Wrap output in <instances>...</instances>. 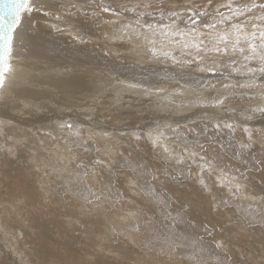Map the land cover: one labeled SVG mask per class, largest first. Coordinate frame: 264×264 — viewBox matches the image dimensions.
Masks as SVG:
<instances>
[{
    "label": "bare ground",
    "instance_id": "bare-ground-1",
    "mask_svg": "<svg viewBox=\"0 0 264 264\" xmlns=\"http://www.w3.org/2000/svg\"><path fill=\"white\" fill-rule=\"evenodd\" d=\"M126 1L33 0L34 11L23 15V24L15 33L11 70L5 74L4 85L0 87V201L4 199L13 204V201L25 200L26 206L43 212L39 209L48 210L47 207L36 204L47 194L54 196L56 207L63 208L66 216L74 218L69 224L62 225L61 219L65 222V218H61L58 210L46 211L56 218L54 227L69 226L68 230L85 234L92 246L95 247L97 241L102 251L108 250L101 256L95 255L98 258V261L93 260L95 264H233L220 253L214 242H220L224 247L246 240L250 241V247L244 253L246 263L242 264H264L257 261L264 258V113L254 121H243L241 117L246 116L247 111L264 109V89L252 90L253 95L244 88L253 85L248 81L251 78L235 80V77L233 81L230 79V85H239L243 90L231 97L227 92L217 90L212 96L207 91L212 83L196 86V70L209 68L205 65L213 63L216 56L207 62L205 51L197 57L195 49L183 47V43L189 42V36L181 39L179 35H173L174 32L192 33L193 28L186 30L181 25L184 18L186 20L194 13L193 6L174 18L159 14L161 17L157 21L151 20V25L143 24L141 20L140 27H133L128 22L135 21L126 18L137 17L127 11L144 13L147 9L140 6L142 4L126 6ZM153 2L159 3L152 0L151 4ZM227 2L231 3V0ZM105 8L109 11H104ZM37 10L39 14L35 13ZM224 15L231 13L228 10ZM261 15H264L263 10H252L251 14L242 17L249 33L253 31L252 23L258 28L264 27L256 19ZM203 16L196 15V20L202 21L206 17ZM176 18L180 21L178 25L172 24ZM186 24L195 27L197 32H206L204 28L199 31L200 26H192L193 23ZM225 24L230 27L227 22ZM149 27L165 33L152 34L150 40L142 44L144 30L141 28H146L145 33H148ZM153 40L160 44L154 45ZM205 44L209 49L212 47L208 41ZM241 45L247 48L245 43ZM149 51L153 53L148 54ZM161 53H166L163 61L152 58H160ZM221 56L227 63L231 60L226 53ZM238 57L240 59V55ZM114 58L140 62L142 67L152 61L155 65L139 69L138 77L129 74L133 67L127 63L119 68L120 74ZM198 61H204L203 66L196 68ZM183 68L192 69L188 75L195 81L171 75H179ZM180 73L185 76L183 71ZM259 80L264 81V78ZM173 82L179 87H172ZM227 85L228 82H224L225 88ZM201 92L204 93L200 97ZM196 93L200 99L195 97ZM202 100H208V104L201 103ZM219 100L224 103L217 104ZM121 101H126L125 106ZM198 104L204 105V111L197 109L184 115ZM117 106L126 111L120 113ZM147 106L155 109L157 113L153 115L167 113L164 117H150L147 126L136 125L143 121L139 119L143 115L141 110ZM222 109H225L223 114ZM110 110H119V117L114 121L129 117L131 120L124 121L126 124L119 128L111 122L108 124L102 113ZM127 113L130 114L125 117ZM217 124L219 128L215 127ZM228 124L232 128L225 127ZM132 139L139 140L145 147L149 144L155 150L148 145L149 152L141 155L146 150L141 151ZM242 144L250 147L242 149ZM120 148L126 153L135 152L126 159L118 156ZM199 151L204 160L198 154L199 161L192 156ZM98 153L115 161L111 168L109 161L104 164L109 170H100L103 164L99 163L102 165H97L99 176L98 173L91 174L92 167L87 172L88 166L92 165L91 161L88 163L90 157H97ZM186 154L191 155L193 161L186 162ZM77 155L85 156L87 162L79 165L75 162ZM206 161L211 162V168L201 167ZM48 166L55 173L48 172L51 176L45 180L42 174ZM116 173L123 174L124 178ZM193 176L197 178L194 180ZM96 181L98 187L94 188ZM237 183L242 189L234 195ZM132 184H135L134 190L122 189L121 185ZM125 190L132 197L136 195L135 198L141 191L146 203L139 202L147 206V211L140 210L141 207H129L127 212L126 207H120L117 211V203L124 205L121 202L126 199ZM30 224L25 227L29 232L33 231ZM0 226L3 225L0 223ZM42 227L45 226L42 224ZM39 229L34 232L35 248L29 253L32 264H63L67 256L53 251L50 242L46 243L51 231ZM67 237L68 232L61 235L64 247L70 244ZM90 244H85L89 245L87 249L91 248ZM69 249L67 246L64 250ZM84 252L78 250L85 256ZM110 254H113L112 258ZM91 255L88 254L89 258ZM235 258L241 259V253ZM81 259L77 263L87 264Z\"/></svg>",
    "mask_w": 264,
    "mask_h": 264
},
{
    "label": "rangeland",
    "instance_id": "rangeland-1",
    "mask_svg": "<svg viewBox=\"0 0 264 264\" xmlns=\"http://www.w3.org/2000/svg\"><path fill=\"white\" fill-rule=\"evenodd\" d=\"M147 1H149V2H147ZM226 1V2H225ZM236 1V2H235ZM238 0H231V5H232V7L233 8H235L236 7V5H237V7L238 6H240V7H242L243 5H249V6H251L253 3H255L256 5H257V7H255V8H252L251 9V11L250 12H244L243 13V15L239 18V20H237V19H233L232 21H231V23H236L237 21L238 22H240V23H244V24H246L247 25V23L246 22H244V19H242V17L244 18L245 17V15L246 14H251V12H252V10H253V12H255L256 10L257 11H262V9L259 7V5H264V0H247V2H246V0H240V2L238 1ZM157 2H159V3H154L153 2V4H151L152 3V0H127L126 2H125V4H126V6L127 5H132V6H137L138 4H142V5H140V6H142V7H145L146 6V9L147 10H145L144 11V13H137L135 10H128L127 12H130V13H133L137 18H131L130 16H128L126 19L128 20V19H133V21H135V22H128V24L130 25V26H133V27H140L139 26V22L141 21V20H143V21H141V23L143 22V24H144V22H145V24L146 25H151L152 24V22L153 21H151V20H155V21H157V19L158 18H160L161 17V15H163V14H165L164 15V17H171V18H174L175 16H176V14H178V13H182V14H185V10H186V8H190V6H193V11H194V13H191V15H189V17H188V19H186L185 20V18L183 19V22H184V24H183V22H182V25H184V26H182L181 25V28H184L185 27V29L187 30L188 28L189 29H191V28H195V27H189L186 23L188 22V23H190V25L192 24L191 23V19L192 20H194V21H196V23L193 25L192 24V26H195V25H197V26H200V28H199V31L201 30V28H204V30H206V32L208 33L209 31H211V30H209V29H205V27H204V25H206V24H213V23H216L217 24V28L215 29V31L216 32H220V31H225V30H228L230 27H228V26H226V24H223V25H221V24H219V23H217V21H219V15H218V12H222V13H224V12H226V11H228V8L227 7H223V6H225V5H228L229 4V2H227V0H157ZM144 3H146L147 5H145ZM160 3H161V5H160ZM189 3V4H188ZM228 3V4H227ZM220 4H221V6H220ZM234 4V5H233ZM144 5V6H143ZM148 6V7H147ZM150 7H151V9H150ZM167 7V8H166ZM160 8V9H159ZM171 8V9H170ZM155 9V10H154ZM159 9V10H158ZM182 9H184V10H182ZM225 9V10H224ZM156 10H158V11H156ZM189 10V9H188ZM255 10V11H254ZM147 11H149V12H147ZM154 11H155V13H154ZM264 11V10H263ZM37 12V13H36ZM160 12H162V13H160ZM189 12H190V10H189ZM35 13L36 14H39V12H38V10L37 11H35ZM145 14V15H144ZM153 14H154V17H153ZM159 14H161V15H159ZM173 14H175V15H173ZM201 14V15H200ZM196 15L198 16H202V15H204L203 16V20L202 21H198V20H196ZM138 16H140V17H138ZM148 16V17H147ZM155 16H157V17H155ZM160 16V17H159ZM192 16V17H191ZM149 18V19H147V18ZM180 17H182V16H180ZM179 18H176V19H174V23H172V24H179L180 23V21L178 20ZM241 20H242V22H241ZM179 21V22H178ZM190 21V22H189ZM173 22V21H172ZM201 22V23H200ZM200 23V24H199ZM229 26H230V24L229 23H227ZM228 28V29H227ZM141 30L143 31V33H144V35H142V37H141V43L142 44H146L149 40H150V37L149 36H151L152 34H162V33H165L164 31H162V32H158V31H155L154 29H152V27H151V30H150V27L148 28V33H145L146 32V28L145 29H143V28H141ZM149 31H152V32H149ZM156 32V33H155ZM201 32V31H200ZM203 32V31H202ZM206 32H203V33H205L206 34ZM136 36V35H135ZM146 38H145V37ZM144 37V38H143ZM190 37V36H189ZM132 41L133 42H135V40H133L132 39ZM153 43H154V45H159L160 44V41H157V40H153L152 41ZM188 43H191V40H189V42ZM151 45V43H148V45ZM184 44V43H183ZM223 45H221V47H222ZM241 47L243 46L244 47V45H240ZM208 48H209V45L207 46ZM152 49V48H151ZM187 49V48H186ZM189 50L190 49H194V48H191V47H189L188 48ZM210 52V53H209ZM238 52V53H237ZM153 52H148V54H152ZM214 53V54H213ZM211 52V51H206V53H204V54H206V56H204V58H205V60H207V62H208V60H210L211 58L213 59L215 56V61H213V63H211V64H206L205 65V67H209V68H207V69H214V71H208L205 67V70H196V75L195 74H191V75H195V79H196V81L192 78V77H190V75H188V74H190L191 73V71H189V70H192V69H189V70H187V69H185V68H183V72H184V74H185V76L184 75H182L180 72H182V71H178L179 72V75L177 74L178 72H174L175 74H177V75H174V74H171L172 76H179L180 78H184L185 79V81H189V82H193V81H195V85L197 86V85H202L203 87H205V86H207V84L208 85H210V83H212V86H210L208 89H207V91H209L211 94H212V96H213V93L214 92H216V90L217 91H224V92H227L228 94V96L229 97H231V96H233L234 94H237V93H242L241 91L243 90L239 85H235V84H232V85H230V82H232L233 80H232V78L233 77H235V80H237V78H251V80H248L249 81V83H252L253 85H248L247 87H244L245 89L246 88H248L247 90H250L251 91V94H253L254 95V93L252 92V90H262V89H264V81H260L259 79H263L264 78V72H261V71H259L260 70V68L262 67V66H264V65H262L261 63H260V61H259V59H251V60H242V59H244V57L245 56H247L248 55V52H247V48H246V51L241 55V53L239 52V51H236V52H233L232 50H231V48H229V51L226 53V55L228 54L229 55V57L228 58H231V62H232V64H231V62H230V64L229 65H226V64H228L227 62H226V59H225V57H222L221 55L222 54H224V53H217L216 54V52ZM235 53H237L238 55H240V59H239V57H238V55L237 54H235ZM240 53V54H239ZM213 54V55H212ZM230 54H232V55H230ZM163 55H164V57L166 56V53H161V56H160V58H154L155 56H153L152 58L153 59H156V60H161V58H162V60L161 61H163ZM218 55V56H217ZM232 56L234 57L233 58V60H232ZM243 56V57H242ZM107 57V56H106ZM208 57H210L209 59H206V58H208ZM237 58H238V61H237ZM218 59V60H217ZM114 60L116 61L115 63H116V66L118 67L117 68V71L121 74V71L119 70V68L120 67H124L125 66V64H127V65H129V66H132L133 67V69H131L130 71H129V74L130 75H136V76H138V77H140V75H137V74H141V72H139L140 70L139 69H143L144 67L146 68V67H152V65H155V61H152V63L150 62V63H148L149 65H146V66H143L142 67V64L140 63V62H135V61H122V60H120V59H116V58H114ZM202 59L200 58L199 59V61H201ZM242 60V61H241ZM256 60H257V62H256ZM118 61V62H117ZM160 61V62H161ZM196 62L197 64H196V68H199L200 66H203V65H201L204 61H202V62ZM237 61V62H236ZM251 61H252V63H251ZM132 62V63H131ZM119 63H120V65H119ZM122 63V64H121ZM154 63V64H153ZM243 63H244V65H243ZM118 64V65H117ZM170 64H173V62H170ZM234 64H235V66H236V70H235V66H234ZM256 64V65H255ZM232 65V66H231ZM247 65V66H246ZM261 65V66H260ZM128 66V67H129ZM223 66V67H222ZM231 66V67H230ZM259 66V67H258ZM222 69H221V68ZM230 67V68H229ZM233 67V68H232ZM144 68V69H145ZM195 68V69H196ZM219 68V69H218ZM226 68V70H224ZM177 69H179V67L177 68ZM241 69H243V70H241ZM249 69H252L253 71H249ZM257 69V70H256ZM166 70V69H165ZM220 70V71H219ZM223 70V71H222ZM234 70V71H233ZM241 70V71H240ZM229 71V72H228ZM232 71V72H231ZM236 71H238V72H236ZM201 72H202V74H201ZM207 72V73H206ZM244 72V73H243ZM259 72V73H258ZM136 73V74H135ZM230 73V74H229ZM252 73V74H251ZM253 73H255L254 75H253ZM260 73H262L261 75H260ZM227 74V75H226ZM249 74H250V76H249ZM257 74H259L258 76H257ZM119 75V74H118ZM248 75V76H247ZM179 77H178V79H179ZM174 78H176V77H174ZM229 79V80H228ZM232 81H231V80ZM251 81V82H250ZM256 81V82H255ZM224 82H228V85H227V87L225 88V86H223L224 85ZM254 82H255V84H254ZM259 83V84H258ZM260 84H263L262 86L260 85ZM230 85V86H229ZM257 85H259V86H257ZM235 86V87H234ZM238 86V87H237ZM256 86H257V88H256ZM172 87H174V88H177V87H179L178 85H177V83L176 82H173L172 83ZM202 87V88H203ZM215 87V88H214ZM217 87H220L221 89H216ZM259 87H261V88H259ZM211 88V89H210ZM237 88V89H236ZM240 88V89H239ZM233 91H232V90ZM234 89H235V91H234ZM214 90V91H213ZM225 90H228V91H225ZM237 90V91H236ZM172 93H176V94H179L180 92H176V91H171ZM204 92H206V91H204ZM204 92H201V94H199L200 95V97H201V95L204 93ZM182 95V94H181ZM197 95V96H196ZM197 93L195 94V97L196 98H198V99H200V97H198L199 96ZM218 95H222V94H218ZM231 95V96H230ZM181 97H183V96H181ZM185 99H188V100H190L191 99V97H184ZM192 99H194V98H192ZM191 99V100H192ZM198 101V100H197ZM196 101V102H197ZM203 101V102H202ZM202 101H200L201 103H203V104H208L207 102H208V100H206V101H204V100H202ZM126 101H121L120 103H122L123 104V106H125V103ZM210 103H212V101H209V104ZM224 103V102H223ZM222 103V104H223ZM193 104V103H192ZM212 105V104H211ZM157 106H160L159 104L157 105ZM191 106H193V105H191ZM190 106V107H191ZM149 106H147L146 108L147 109H143V110H141L142 111V117H140L139 119H141V120H143L142 122H139V123H137L136 125H141V126H147V123H148V121H149V119H150V117H153V116H159V115H161V116H165L166 115V113H167V111H165V113H159L158 115H153V113L154 114H156L157 112L155 111V109L154 110H152L153 108H151V107H149ZM189 107V108H190ZM207 107H208V105H207ZM263 107H264V104H263ZM112 108V107H111ZM117 108H118V106H117ZM119 110H120V113H122L123 111H126V109H120V108H118ZM192 109V110H191ZM189 111H191V112H189V113H186V114H184V115H190V114H192V113H194V112H196L195 110H197L198 109V111H199V109H201V110H203L204 111V105H202V104H200V106H199V104H198V107H192ZM119 110H115V111H108L107 113H106V111H104L102 114L104 115V120H106L107 121V123L109 124L110 122L112 123V125H114V126H118V128L120 127L119 125H121V127L123 126V125H125L126 123H128L127 122V120L128 121H130L131 120V117H129L130 118V120H129V118H127V120H122V121H120V122H118V121H114V118H118L119 116V114H117L118 113V111ZM122 111V112H121ZM128 111V110H127ZM208 112V111H207ZM222 114L223 113H225V109H222ZM231 112V111H230ZM106 113V114H105ZM148 115H147V114ZM150 113V114H149ZM247 113V115L246 116H241V117H243V121H248V120H251V121H254V120H256V119H259V115L261 116V114H263L264 113V111H258V112H251V111H247L246 112ZM108 114V115H107ZM111 115V117H110V115ZM130 113H127L126 114V116L125 117H127L128 115H129ZM138 114V115H137ZM136 115L137 116H139L140 115V113H137ZM146 114V115H145ZM107 115V116H106ZM134 115V114H133ZM176 115H178V114H176ZM250 115V116H249ZM112 116H115V117H112ZM264 116V115H263ZM148 117V119H146ZM238 117V116H237ZM113 118V119H112ZM240 118V117H239ZM222 119H226L225 117H223ZM228 119V118H227ZM124 121H126V123L124 122ZM145 121V122H144ZM115 122V123H114ZM123 123V124H122ZM117 124V125H116ZM242 124H244V125H247V124H245L244 122L242 123ZM131 125V124H130ZM249 125V124H248ZM90 128L91 129H94V130H97L95 127H92V126H90ZM115 130V131H114ZM113 131L114 132H122L121 130H117V129H113ZM113 132V133H114ZM126 134V132H122V134ZM158 137V136H157ZM134 140H136L137 142H135ZM133 143H135V144H139L138 145V147H139V149H141V151L143 150V149H145L144 151L145 152H143L141 155H144V153L146 154V153H148L147 152V149H148V145L145 147V146H142L140 143H139V140H137V139H132L131 140ZM149 148H153V146H151V145H149ZM154 149V148H153ZM155 150V149H154ZM4 152H5V150H4ZM118 156H119V154L120 155H122L124 158H126V159H128V158H130V156L132 155V153L134 154V152L135 151H132L131 153H129V152H125V150H123V149H119L118 150ZM151 152H153V151H150V153ZM195 153V152H194ZM128 154V155H127ZM153 155H155V153H152ZM195 154H198V155H200V158L202 157L201 156V153H200V151L197 153H195ZM130 155V156H129ZM153 155H151V156H153ZM198 155H195V158H198V161L200 160L199 159V156ZM127 156V157H126ZM150 156V157H151ZM190 156L191 155H188V154H186L185 155V157H184V159H185V161L187 162V161H191L192 159L190 158ZM193 156V155H192ZM75 157V159L77 160H75V162H77L79 165H82L83 163H86L87 161L84 159V157L85 156H80V155H77V156H74ZM104 157V158H103ZM109 156L108 155H103V153H98L97 154V157H90V160L88 161V163L91 161L92 162V165L91 166H88L89 168L87 169V172L88 171H90L91 170V168L90 167H92V172H91V174H95V173H98L97 174V176H99V167L97 166V165H100L99 163H96L97 161H99V162H101L102 164H103V169H100V170H109L108 169V167L109 168H111V166H113L114 165V162L115 161H113V159H109L108 158ZM80 158V161L78 160ZM82 158V159H81ZM93 159V160H92ZM41 160V159H40ZM85 160V161H84ZM107 161H109L110 162V164L111 165H104V164H106V162ZM193 161V160H192ZM90 162V163H91ZM100 166H102V165H100ZM86 168V167H85ZM52 169V167L51 166H48V168H47V170L45 169L43 172V174H42V177L44 176L45 177V180H47L48 179V177L49 176H51V175H49L50 173L52 174V173H55V170H51ZM84 169V168H83ZM153 171H154V169H153ZM47 172V173H46ZM48 172H49V174H48ZM112 173V172H111ZM117 174V173H116ZM46 175H47V177H46ZM53 175V174H52ZM118 175V177H123V174H117ZM121 175V176H120ZM124 178V177H123ZM194 178H197V176L195 177V176H193V179ZM10 180V179H9ZM8 179H7V181L10 183V181H9ZM50 180V179H49ZM195 180V179H194ZM13 183V182H12ZM123 183V182H122ZM124 184H126L127 185V183H124ZM128 184H129V182H128ZM126 185H121L123 188L122 189H125L126 187H128L129 189H131V190H134V187H135V184H132L131 186H126ZM94 188H97L98 186H97V181L96 182H94V186H93ZM44 191L42 190V193H43ZM123 193H125L124 195H126L125 196V198L127 199H125V200H123V202H121V204H124V205H121V206H119L120 205V203H117V207L115 206V208H117V211H119V208L120 207H123V208H125L126 207V212H127V210L128 209H130L129 207H132V208H139V207H141V209L140 210H145V211H147L146 210V205H144V204H140V202L139 201H141V202H145L146 203V201H145V199L144 200H142V194H140L141 193V191H140V193H139V196L137 195V198H135V196L136 195H134L133 197L132 196H130L129 194H127V192H126V190H125V192L123 191ZM132 195V194H131ZM261 195H263V194H261ZM47 197L46 198H44V199H42L40 202H38L37 204H36V206L37 207H40V206H42V205H45L46 207H47V209L48 210H45V209H39V210H44L43 212H36L35 210L36 209H34L33 207L31 208V207H28V206H26V201L25 200H18L17 202H14L13 201V204L12 203H9V202H7V201H5L4 199L3 200H1L0 201V223L3 225L2 227L0 226V264H32V261H30V251L32 250L33 251V249L35 248L34 247V245L36 244V242H35V231L37 230V229H45V230H47V232L49 233L50 231V233H49V236L46 238V243L47 242H50L49 243V246L51 245V247H54V249H53V251H55V252H58V253H60L61 255L62 254H64L63 256L64 257H66V260H65V258H64V262L65 261H67L68 262V260H69V262H70V264L72 263V264H79V263H77V260H80L81 258H85V256H86V254L88 253L89 255H91L90 256V258H89V256H88V254H87V256L86 257H88L89 258V260L87 259V258H83V259H81V261L82 262H86L87 264H88V262H90L89 264H95V262L93 261V260H95V261H98V258H95V255H97V256H99V254H100V256L102 255V253L104 252V251H107L108 252V250H106V249H104L103 251H102V248L100 247V245H97L98 244V242L97 241H95V243H94V245H95V247L94 246H92V244H90V241L88 240H86L85 239V234H81V232L80 231H74L73 232V230H68L67 229V227H69V226H62V227H60V228H58L57 226L56 227H54V223L53 222H55V220L54 219H56V218H54V216L52 215V213L51 214H48V213H46V211H59V215L61 216V218L63 217V218H65V222H63L62 221V219H61V222H62V225L64 224V223H66L67 222V224H69L70 222V219H74L73 218V216L72 215H70V216H66V213H64V209L63 208H58V207H56V205H55V203H54V200H53V198H54V196H51L50 194H47L46 195ZM139 197H141L140 199H139ZM131 198H133V199H131ZM22 201V202H21ZM136 201V202H135ZM126 202H129L128 204L126 203ZM139 202V203H138ZM128 207V208H127ZM63 209V210H62ZM62 210V211H61ZM116 210V209H115ZM121 212V211H120ZM93 215H95L93 212H91ZM65 214V215H64ZM126 214V213H125ZM124 214V215H125ZM121 215V214H120ZM127 215V214H126ZM50 217V218H49ZM19 218H20V220H19ZM52 219H53V221H52ZM5 223V224H3V223ZM36 222V223H35ZM28 223H31L30 225L32 226V230L33 231H31V232H29L25 227L28 225ZM35 223V224H34ZM51 224V226L49 225V224ZM52 223H53V225H52ZM42 224L45 226V227H42ZM33 225H35V226H33ZM39 225V226H38ZM56 225V224H55ZM42 227V228H41ZM48 227V228H47ZM47 228V229H46ZM49 228H50V230H49ZM57 228V229H56ZM40 229H39V231H40ZM57 230H58V232H57ZM53 232V233H52ZM69 233V237H71V240H70V238L69 237H67V239L69 240L68 242H70V244H65V247L63 246V244H62V242H61V235H66V233ZM58 233V234H57ZM7 234V235H6ZM51 234H53L54 236H52L51 237ZM79 234V235H78ZM60 235V236H59ZM75 235V236H74ZM77 235V236H76ZM55 237V238H54ZM49 238H51V241H53V242H55L54 244H55V246L57 245L58 247H55V246H52L53 245V242L51 243V241H49ZM57 238H59V239H57ZM79 238V239H78ZM53 239V240H52ZM56 239V240H55ZM84 240V241H83ZM97 240V239H96ZM56 242L59 244H56ZM91 245V248L90 249H92L91 251H90V249H87L88 248V246L89 245H85V244H88V243ZM97 242V243H96ZM219 244V247H217V245ZM216 243V242H214V245L217 247V249L219 248V251H220V253L222 254V255H224L226 258H228L229 260H231V262L233 263V264H242V263H246V260H245V256H244V253H246V249L247 248H249L250 247V241H248V240H246V241H241V242H239V243H235V244H232V245H230V246H224V247H222V243ZM61 245V246H60ZM76 245H78V246H76ZM67 246H70V249L69 250H67L66 252H65V250L64 249H66L67 248ZM87 247V248H86ZM61 248V250H59V249ZM62 248H64V249H62ZM59 251H58V250ZM78 250L80 251L81 250V252H84V251H82V250H85V256L82 254V253H78ZM88 250L91 252V254H90V252H88ZM15 251V252H14ZM61 251H62V253H61ZM63 251H64V253H63ZM70 251H74V254L72 253V252H70ZM87 251V252H86ZM101 251V252H100ZM68 252V254L66 255V253ZM98 252H100V253H98ZM69 253L71 254V255H69ZM241 253V259H239V258H235V256L236 255H239ZM80 254H82V255H80ZM80 255V256H79ZM111 255V254H110ZM69 256H73V258H69ZM77 256H79V257H77ZM82 256V257H81ZM111 258L113 257V254L110 256ZM71 259V260H70ZM91 259V260H90ZM74 260V261H73ZM110 260V259H109ZM253 260V259H252ZM93 261V262H92ZM258 262H260V263H264V258L262 257V258H259L258 260H257ZM63 262V264H66L67 262H65L64 263ZM69 262H68V264H69ZM92 262V263H91ZM33 264H35V262L33 263ZM216 264H221L220 262L219 263H216Z\"/></svg>",
    "mask_w": 264,
    "mask_h": 264
},
{
    "label": "snow or ice",
    "instance_id": "snow-or-ice-1",
    "mask_svg": "<svg viewBox=\"0 0 264 264\" xmlns=\"http://www.w3.org/2000/svg\"><path fill=\"white\" fill-rule=\"evenodd\" d=\"M12 7L7 14V18L5 16H0V87H3L5 82V74L11 70L10 57L13 56V48H14V39L16 31L23 24V15L30 14L34 11L33 0H10ZM231 15L225 16L224 13L218 12L220 16L219 21L217 23L223 25L226 22L230 24V28L225 31L216 32L217 24H206L204 25L205 29H209L207 34L203 32H197L195 28L192 29V33H184V32H174L173 35H179L181 39H184L186 36H190L191 43H184V48H194L196 50V55L199 57L201 51H212L216 53H227L229 48L233 52L239 51L243 54L246 49L241 47L242 43L247 45V52L249 55L245 56V60L251 59H259L260 63L264 65V27H259L257 24L252 23L251 28L253 31L249 33L246 28V24L244 23H231L233 19L239 20L244 12H250L252 8L257 7L255 3L251 6L243 5L242 7L238 6L233 8L231 3L226 5ZM259 7L264 10V5H259ZM104 11H109L108 8H105ZM175 15V14H173ZM262 24H264V15L256 17ZM193 24L196 21H192ZM205 41H208L212 47L209 49L205 44ZM258 41V42H257ZM221 45H223L221 47ZM203 46V47H202ZM203 70V69H202ZM208 71H214V69H207ZM249 71H253L249 69ZM261 72H264V66L260 68ZM217 104L223 103V100H219L216 102ZM264 111V109H261ZM70 127V126H69ZM215 127L219 128L220 125L217 124ZM227 128H232V125H225ZM247 131V129H245ZM155 143V141H154ZM242 149H246L250 147L248 144H242L240 146ZM167 150V149H166ZM195 157V153L192 154ZM201 160H204V157H201ZM96 163H101L97 161ZM211 168V162H205L204 165L201 166ZM87 175V172L84 173ZM233 180L235 177L232 178ZM201 184H203V180H201ZM234 195L239 193L242 189V186L237 183L234 185ZM99 199V197H96ZM175 219V218H174ZM219 247V244L217 245Z\"/></svg>",
    "mask_w": 264,
    "mask_h": 264
},
{
    "label": "water",
    "instance_id": "water-1",
    "mask_svg": "<svg viewBox=\"0 0 264 264\" xmlns=\"http://www.w3.org/2000/svg\"><path fill=\"white\" fill-rule=\"evenodd\" d=\"M11 7L12 4L10 0H0V16H5V18H7V14Z\"/></svg>",
    "mask_w": 264,
    "mask_h": 264
}]
</instances>
